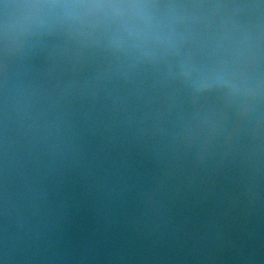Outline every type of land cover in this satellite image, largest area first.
Instances as JSON below:
<instances>
[{
  "label": "water",
  "instance_id": "obj_1",
  "mask_svg": "<svg viewBox=\"0 0 264 264\" xmlns=\"http://www.w3.org/2000/svg\"><path fill=\"white\" fill-rule=\"evenodd\" d=\"M0 264H264V0H0Z\"/></svg>",
  "mask_w": 264,
  "mask_h": 264
}]
</instances>
